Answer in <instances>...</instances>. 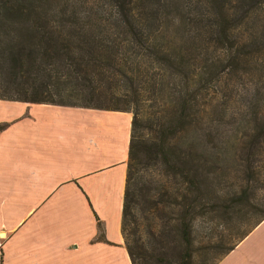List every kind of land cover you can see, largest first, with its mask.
Wrapping results in <instances>:
<instances>
[{"label": "trees", "instance_id": "trees-1", "mask_svg": "<svg viewBox=\"0 0 264 264\" xmlns=\"http://www.w3.org/2000/svg\"><path fill=\"white\" fill-rule=\"evenodd\" d=\"M254 49L264 53L263 0H0V99L130 112L120 228L131 264H216L264 219L263 102L255 118L246 106L242 137L210 136L223 74L250 69ZM214 219L232 226L206 263L194 245Z\"/></svg>", "mask_w": 264, "mask_h": 264}, {"label": "crops", "instance_id": "crops-1", "mask_svg": "<svg viewBox=\"0 0 264 264\" xmlns=\"http://www.w3.org/2000/svg\"><path fill=\"white\" fill-rule=\"evenodd\" d=\"M0 124V264H131V113L0 99ZM216 264H264V219Z\"/></svg>", "mask_w": 264, "mask_h": 264}, {"label": "rangeland", "instance_id": "rangeland-1", "mask_svg": "<svg viewBox=\"0 0 264 264\" xmlns=\"http://www.w3.org/2000/svg\"><path fill=\"white\" fill-rule=\"evenodd\" d=\"M264 1V0H263ZM259 5L255 9H259ZM259 14H254V32L255 28L258 26L260 21L263 19L258 16ZM249 67L245 66H236L235 69H231L229 71H225L223 74L222 83L217 89L222 87L223 97L221 99L222 105L225 110V114L219 116V119H213L212 123L218 125V130L211 132V141L213 143L214 138L222 137L232 139V134H237V138L242 137L245 134V126L243 124L244 119L250 117L252 115V110L247 111L246 106L250 103H254V118L256 117L255 112V104L258 101L263 102V107L258 112V115H264V53H258L254 49V65ZM254 68V69H253ZM212 94L213 90H212ZM249 104V105H250ZM149 112L150 110L147 109ZM146 110V111H147ZM251 113V114H249ZM241 140V139H238ZM239 142V141H238ZM239 147V146H237ZM235 147L231 149L230 153L236 152L239 153V149ZM227 157L225 154H221L218 158ZM222 166V163L219 162L217 164H212L210 170L213 172L215 170V174L219 172V166ZM220 178H216L218 181ZM255 201L259 204L258 207L264 206V181L259 184L258 189L255 194ZM212 229L208 232H201L197 237V240L201 243H196L194 245L195 253L197 255L201 253H206V263H210L211 260L215 257V252L211 248V241H216V237H218L217 232H222L223 234H227L229 228H231L232 223L229 221L216 220L210 224ZM144 236V235H143ZM212 237V238H211ZM228 239V238H227ZM227 241H223V245H225ZM206 243V244H205Z\"/></svg>", "mask_w": 264, "mask_h": 264}]
</instances>
